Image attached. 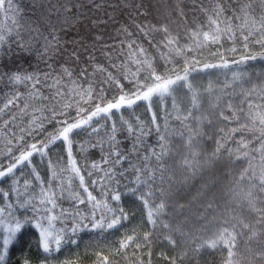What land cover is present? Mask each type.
Returning a JSON list of instances; mask_svg holds the SVG:
<instances>
[{"label":"trees","instance_id":"16d2710c","mask_svg":"<svg viewBox=\"0 0 264 264\" xmlns=\"http://www.w3.org/2000/svg\"><path fill=\"white\" fill-rule=\"evenodd\" d=\"M66 3L76 18L59 31ZM53 24L66 49L59 59L20 50L21 36ZM0 35V169L19 155L21 129L29 144H48L0 178V243L22 225L0 264H264V0H13ZM49 72L37 86L45 99L9 78ZM120 102L130 106L70 134L90 201L68 143L49 140L61 122ZM116 209L127 219L109 229Z\"/></svg>","mask_w":264,"mask_h":264},{"label":"snow or ice","instance_id":"6c2138e0","mask_svg":"<svg viewBox=\"0 0 264 264\" xmlns=\"http://www.w3.org/2000/svg\"><path fill=\"white\" fill-rule=\"evenodd\" d=\"M12 3H13V0H0V11L7 12L8 10H11ZM70 4L71 3H66L64 6V12L66 13V15H64V19H63V22L61 24L59 31H62L64 28L70 26L71 21L76 18V17L70 15V13H71V8L69 7ZM11 23L13 25H15L16 23H18V21L12 20ZM35 31H36V35L32 36L27 41L23 38V36H21V38L19 40H16V43L20 47V50L22 52L31 53V52L35 51L37 54H39L41 56L42 59L54 61L56 59H59L62 56L63 52L66 51V49H64V47H63L62 37L59 35V31L56 29V26L54 24L51 25V28L48 31L47 35H45L43 32H41L39 30V28H37ZM17 34L19 35V32ZM9 38L11 39V33H9ZM4 41H5V37L3 35H0V45H3ZM37 44L40 45L39 48L37 47ZM68 57L73 62H76L79 60V54L76 52L69 53ZM49 67H52V65H49ZM86 72H87L86 69H81V75H86ZM52 76H53L52 72L46 73V74H44L43 81H42L41 78L36 77V76H28V75L20 76V75L9 74V78L11 80L23 81L24 83L31 82L33 90L36 91V98L37 99H45L42 96V94L39 92V89L37 86L40 85L42 82H46ZM61 76H67L69 78H72L73 73H72L71 69L64 68L63 66H61ZM56 82H57V84H59V77H57ZM56 94L57 95L60 94L59 89H57ZM19 99H20V97L16 96L14 99L8 100L7 104L4 106L5 109H14L16 107V102ZM120 99L122 100L123 97H121ZM124 106H130V104L125 102L124 104L111 103V104H108L107 106H103V107L100 106L97 109V111L94 112L92 114V116H90L88 118V120H80L78 123H76V122L69 123L68 121L65 120V121L61 122V127L59 129H57V134L55 136H52L51 139L49 140V143H52V144H55L57 141H62V142L68 143V149H69L68 150V158H69V161L71 162V171L74 173V175L76 177L79 178L80 186L84 189L85 192H88V189H87V187H85L84 176L81 175L80 168H78L76 166V161L73 160L72 156H71L70 134L73 133L74 130H79L82 127L90 126L94 117L101 116V114H103L106 117L111 111L116 110L117 108H122ZM66 107H68V106H66ZM0 111H3V110H0ZM53 113H54V110H53ZM62 115H64V113H62ZM14 123H15V118H13L12 121L6 122V129L5 130L7 131L8 128H11ZM49 123H52V121L49 120ZM38 130L41 132L46 131V129H44V127H43V121L40 122V124L38 126ZM24 131H25L24 129H21L22 134L20 135L19 140L22 141V143H20L19 147L16 149V151L19 152V155L13 156L12 162L9 164L6 171L0 169V178H4L6 176H9L10 174H13L18 166L24 165L26 163H30L31 158L34 155L43 156L45 154V150L47 149L48 144L41 143L39 146L37 145V143L29 144L27 139L23 135ZM92 131H96V130L92 129ZM128 131H130V132L132 131L131 126H129ZM28 134L31 135L32 133L29 132ZM12 138L16 139L15 134H13ZM112 139L114 140L115 136H113ZM10 143H11V141H10ZM134 147H135V145H134ZM11 151L12 150L10 149V152ZM109 155H111V152L109 153ZM116 162L117 163L121 162V156L118 152L116 153ZM92 167L96 168L97 165L93 164ZM134 171L139 173L141 170L140 169H134ZM144 173H145V171H144ZM88 175H92V173L89 172ZM106 175L108 176L109 180L112 179L111 174H106ZM121 175H123V173H121ZM137 178L139 179V176H137ZM133 191H135V190H133ZM45 195H47V193H45ZM52 195L54 196L55 194L53 193ZM146 195H152V193L149 192ZM146 195L142 194L141 199L143 200V203L145 204V206H148L149 201L146 198ZM120 198L121 197H120L119 193L112 195V197H111V199L114 201H119ZM88 199L90 201L95 199L90 192H88ZM46 202L52 203V200H48ZM80 202L84 203L83 200H81ZM159 207L163 208L165 206L163 204H160ZM116 212H119V215H116ZM122 218L127 219V217L124 216V214H123V210H120V209L113 210V217L111 219V222L107 223V228L112 229L115 226L119 225ZM147 220L150 223H153V224L156 223V221L153 219V211L150 210L147 213ZM28 223H30V221ZM94 226L100 227L102 225H94ZM36 227L42 228V225L40 223H37ZM21 228H22V225L20 223H16L15 227L10 228L8 230V235L3 239L2 243H0V248H2L4 252H6L10 246L14 245V243L18 239V233L21 232ZM41 236L43 237V251L45 253H48L49 252V244H50L49 239H48V234L46 231L42 230ZM149 238L150 237H148V236L145 237V239H149ZM166 239H169L170 243H175V241L171 240L168 237H166ZM132 241H133V237L129 236L126 238V241H122L120 243V246L125 247L126 244L131 243ZM60 243H61V241L59 239H57L56 240L57 246H59ZM3 260H4V255L0 254V262H2ZM25 264H30V262L25 261Z\"/></svg>","mask_w":264,"mask_h":264},{"label":"rangeland","instance_id":"374dc122","mask_svg":"<svg viewBox=\"0 0 264 264\" xmlns=\"http://www.w3.org/2000/svg\"><path fill=\"white\" fill-rule=\"evenodd\" d=\"M169 81H171V80H167L166 82H162L161 85H159V87L160 86L161 87H166L169 84ZM150 92L151 91H148V92L144 93L142 96L143 97H148L150 95ZM120 104H123V102H120Z\"/></svg>","mask_w":264,"mask_h":264}]
</instances>
